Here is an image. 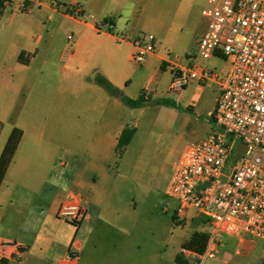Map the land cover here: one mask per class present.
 Segmentation results:
<instances>
[{
  "label": "rangeland",
  "instance_id": "1",
  "mask_svg": "<svg viewBox=\"0 0 264 264\" xmlns=\"http://www.w3.org/2000/svg\"><path fill=\"white\" fill-rule=\"evenodd\" d=\"M37 1L43 5L70 4L69 0ZM207 1L190 0L186 7V3L179 0H131L129 11L123 13L129 24L136 27V34L155 35L156 47L171 62L207 71L216 77L214 82H194L184 91L174 93L169 90L173 74L166 66L156 75V67L146 70L142 67L146 62L138 65L128 61L124 50L120 55L119 64L126 66V75L131 79L125 97L137 100L143 95L146 101L138 107L124 104L126 111L122 120L128 127L135 128L136 134L122 155L115 151L111 154L109 164L115 179L109 189L114 203L125 207L135 202L137 210L125 216L123 224L132 244L140 242L144 246L143 256H149L152 247L158 250V241L173 234L171 245L175 246L176 252L182 253V247L194 232L206 233L207 230L203 218L187 224L174 219L177 202L166 195L179 153L186 146L205 140L208 129L210 131L208 127L214 126L207 112L220 97L219 82L226 79L230 68V62L223 57L206 59L201 55V40L208 28V21L202 16ZM105 10L117 14L122 11L115 0H108ZM9 11H16V8ZM20 15H23L22 23H15L10 28L0 22V118L6 119L0 153L14 128L23 132L21 153L25 152L27 145H33V140L40 134L45 140H56L58 136L50 124L57 119L59 112L65 108L72 113L80 106L94 102L100 93L110 95L97 80H108L107 76L113 78L108 72L114 68L111 69L106 55L103 51H96L87 37L78 38L75 23L58 20L53 13L40 7L20 12ZM69 35L74 37V54L64 58ZM101 43L105 47L115 46L111 40L103 39ZM22 52L25 53V62L18 61ZM194 102L196 109L188 110L189 104ZM174 108L178 109L176 114ZM181 110L188 114L184 116L179 112ZM35 118L43 119L44 129H34ZM56 153L58 162L54 170L66 171L63 179L56 180H60L64 187L75 170V159L63 149L56 150ZM60 160L66 161L67 166L60 167ZM91 173L89 170L88 174ZM121 218L124 219V215ZM58 219L72 226L73 230L79 224ZM47 228L58 230V223L51 222ZM78 239H83V233ZM257 243L254 263L262 264L264 242L258 240ZM114 244L112 235L103 230L94 237L89 249L93 250L95 264H104L107 251L113 250ZM131 253V258L136 259L138 253L135 250ZM217 263L207 259L202 264Z\"/></svg>",
  "mask_w": 264,
  "mask_h": 264
},
{
  "label": "crops",
  "instance_id": "2",
  "mask_svg": "<svg viewBox=\"0 0 264 264\" xmlns=\"http://www.w3.org/2000/svg\"><path fill=\"white\" fill-rule=\"evenodd\" d=\"M69 1V5H80L84 13L93 17L99 24L105 20H111L115 27V34L124 35L130 39L139 36L136 34V27L130 25L128 17L123 14L129 11L128 4L131 0H115L117 7L122 9L120 14L105 10L108 0ZM179 1L185 2L186 7L190 3V0ZM0 5L2 6L0 22L5 27L10 28L15 23H22L23 15H20L22 11L18 9V2L5 6L0 0ZM13 7L16 11H9ZM40 8L53 13L58 20L75 23L78 38L87 37L96 51H103L111 64V69L114 68L108 72L113 78L107 76V81L116 87L121 95L100 93L94 102L80 106L72 113L65 108L61 110L57 119L50 124L51 130L58 136L56 140H53L54 138L45 140L40 134V137L33 140V145L26 146L24 153H21L23 142L21 140L0 187V251H4L6 255L14 254V248L2 247L4 243L9 242L25 247L23 254L25 264H59L72 252L78 254V264H95L93 250L89 249V245L103 230L104 233L112 235L115 243L113 250L107 251L104 264H178L179 254L183 255L185 264H194V259L187 257L183 249L182 253L176 252L175 246L171 245L174 234L172 237L158 241L157 246L159 245L160 249L152 247L149 249V256H143L144 246L140 242L132 244L126 225L123 224L126 222L125 216L137 210L135 202L122 207L119 203H114L113 193L109 189L115 179L109 164L111 154L113 151L116 152L119 137L128 127L122 120L123 113L126 111L122 96H125L131 79L126 75V66H121L119 63L123 50L128 55L127 60L132 61L130 44L118 41L112 34L98 32L91 22L80 23L57 13L52 5L44 3ZM116 17L119 19L117 20ZM49 20H51L50 17ZM103 39L113 41L115 46H103L101 43ZM128 49L130 53H127ZM21 54L25 56L24 52ZM165 61L170 60L161 49L157 48L154 54L147 57L142 67L146 70L156 67V75H158L163 70V66H166ZM219 87L221 88L220 84ZM198 89L202 91L200 87ZM216 103L212 109L208 110V117L214 111ZM189 107L194 111L196 103L189 104ZM177 110V108L173 109L174 114ZM179 112L184 116L188 114L184 110ZM37 120L35 118L34 129H44L43 119ZM5 121V118H0L1 123L4 124ZM208 128L210 131L208 129L207 135L212 132L214 126ZM4 129L5 124L0 132V139ZM52 135L54 136L53 133ZM186 147L179 153L178 159L181 158ZM58 149L67 151L75 159V170L67 178V184L64 187L60 185V180L58 182L56 179H63L66 171L54 170L58 162L56 153ZM59 163L60 167L68 164L63 160ZM89 170L92 172L90 175ZM74 199L80 201L84 210L75 230L58 219L61 206ZM176 210L177 207L174 215ZM123 215L124 219L121 218ZM51 222L58 223V230L59 228L60 230L47 228ZM80 233H83V239H78ZM257 247V241L250 238L240 241L235 236L226 235L222 238L219 257L213 260L218 262L217 264H255L254 254ZM240 249L243 252H240ZM134 250L138 253L136 259L131 258V252ZM262 259L264 261V257Z\"/></svg>",
  "mask_w": 264,
  "mask_h": 264
},
{
  "label": "built area",
  "instance_id": "3",
  "mask_svg": "<svg viewBox=\"0 0 264 264\" xmlns=\"http://www.w3.org/2000/svg\"><path fill=\"white\" fill-rule=\"evenodd\" d=\"M18 2V9L30 12L43 3L37 0H2V4ZM57 13L80 23H93L100 33L112 34L132 48L131 60L142 65L157 50L153 34L135 39L114 33L111 20L98 23L87 16L80 5L56 4ZM208 28L201 40V55L220 56L230 62L221 94L211 119L214 129L201 142L186 147L174 166L166 195L177 202L176 218L191 223L203 218L208 240L205 252L184 250L194 264L217 259L223 236L240 241L250 238L264 242V0H208L202 10ZM64 58L73 54L74 37L68 36ZM173 74L169 90L180 93L194 82L215 81L213 73L165 61ZM243 146L242 154L238 153ZM84 214L79 200L65 202L58 217L79 223ZM14 248L12 255L0 251V264H25V247L4 243ZM240 252H243L240 249ZM78 254L69 253L59 264H78Z\"/></svg>",
  "mask_w": 264,
  "mask_h": 264
},
{
  "label": "trees",
  "instance_id": "4",
  "mask_svg": "<svg viewBox=\"0 0 264 264\" xmlns=\"http://www.w3.org/2000/svg\"><path fill=\"white\" fill-rule=\"evenodd\" d=\"M0 9H2L1 5H0ZM18 59L20 62H25L24 61V54H20ZM97 81L99 84L104 86L111 94H113L115 96L121 95L120 91L116 87H114L109 81H107L103 78H98ZM122 100L126 105L131 106V107H138L146 101V99L143 97V95H141L137 100H132L130 98L122 96ZM189 109H191V107H189L188 110ZM3 126H4V124L0 122V132L3 128ZM135 134H136L135 128L126 127L122 131V133L119 137L118 144L116 146V153H118L119 155H122V153L126 150V148L131 144ZM22 137H23V132L18 128H14L12 130V132L8 138V141L5 145V148H4V150L0 156V187H1V185L5 179L7 170L9 168L10 164L12 163L14 155L18 149V146L20 145ZM175 218H176V216L174 217V219ZM207 240H208V234L207 233L196 231L191 235L189 241H187L184 244L182 249L190 250V251L195 252L197 254H203L205 252ZM177 263L178 264H185L182 254H179L177 256ZM262 264H264V261Z\"/></svg>",
  "mask_w": 264,
  "mask_h": 264
},
{
  "label": "water",
  "instance_id": "5",
  "mask_svg": "<svg viewBox=\"0 0 264 264\" xmlns=\"http://www.w3.org/2000/svg\"><path fill=\"white\" fill-rule=\"evenodd\" d=\"M242 152H243V146L240 145V146H239V149H238V153H239V154H242Z\"/></svg>",
  "mask_w": 264,
  "mask_h": 264
}]
</instances>
